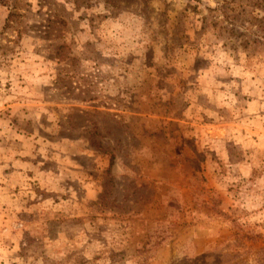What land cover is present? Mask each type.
<instances>
[{
	"label": "rangeland",
	"instance_id": "374dc122",
	"mask_svg": "<svg viewBox=\"0 0 264 264\" xmlns=\"http://www.w3.org/2000/svg\"><path fill=\"white\" fill-rule=\"evenodd\" d=\"M262 250L264 0H0V264Z\"/></svg>",
	"mask_w": 264,
	"mask_h": 264
},
{
	"label": "trees",
	"instance_id": "16d2710c",
	"mask_svg": "<svg viewBox=\"0 0 264 264\" xmlns=\"http://www.w3.org/2000/svg\"><path fill=\"white\" fill-rule=\"evenodd\" d=\"M219 11L221 12V15L226 19V20H230V22L232 23V22H234L235 21V17L234 16H232V15H230L225 9H223V8H221V9H219ZM8 18V17H7ZM6 18V19H7ZM255 19H256V17H255ZM253 25H255L253 22H249L248 23V25L246 26L247 28H251V27H253ZM245 27V28H246ZM111 161H112V158H111ZM262 251H264V250H262ZM261 254V260H260V263L259 264H264V255H263V253H260Z\"/></svg>",
	"mask_w": 264,
	"mask_h": 264
}]
</instances>
